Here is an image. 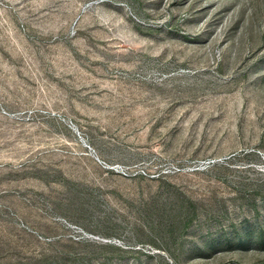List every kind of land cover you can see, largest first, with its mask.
<instances>
[{"label": "rangeland", "instance_id": "1", "mask_svg": "<svg viewBox=\"0 0 264 264\" xmlns=\"http://www.w3.org/2000/svg\"><path fill=\"white\" fill-rule=\"evenodd\" d=\"M0 264H264V0H0Z\"/></svg>", "mask_w": 264, "mask_h": 264}]
</instances>
